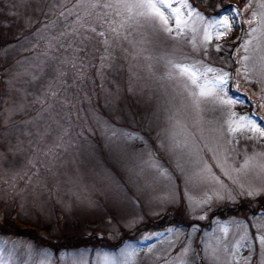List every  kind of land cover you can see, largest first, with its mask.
<instances>
[{
  "label": "rangeland",
  "instance_id": "obj_1",
  "mask_svg": "<svg viewBox=\"0 0 264 264\" xmlns=\"http://www.w3.org/2000/svg\"><path fill=\"white\" fill-rule=\"evenodd\" d=\"M219 1L213 4L220 12ZM184 2L198 11L199 0ZM261 2L246 0L241 20L250 19L253 11L259 13ZM91 3L114 5L117 0H0V43L9 41L0 48L5 67L0 106V221L5 218L13 226L34 227L42 234L48 228V237L54 239L75 233L81 237L79 244L72 246L69 241L56 255L52 253L49 264H73V259L81 257L64 254L83 252L86 264H102L98 253H117L129 243L151 246L150 252L140 253L136 264H176L189 237L193 249L187 257L189 264H212L203 253L205 233L217 220H249L254 212L264 210V192L249 197L245 191L249 186L264 188V172L252 169L237 175L229 169V179L215 166L209 149L224 143L222 110L206 101L197 107L184 81L168 78V60H200L234 74L239 91L230 82L228 94L246 93L261 107L236 105L233 111L239 115L255 111L254 119L264 126L260 120L264 117V80L236 75L242 56L258 57L261 52L254 41L248 53L241 50L233 56L247 38L243 25H234L226 39L213 41L226 51L218 53L209 46L205 54L199 36L194 48L187 33L168 34L138 10L130 15L121 8L117 16V9L92 8ZM252 26L244 24L245 30ZM101 31L104 37L98 35ZM254 84L259 90L252 88ZM53 92L55 97L49 95ZM113 127L143 140L114 137ZM173 133L177 140L190 138V145L199 149L201 166L204 162L211 165L224 187L212 180L189 179L196 166L190 167L188 158L174 148ZM237 138V152L229 157L234 167L245 154L264 151V140L240 134ZM217 159L222 162L219 153ZM153 161L167 169L171 179L159 177L149 166ZM217 191L223 199L215 197ZM206 194L212 196L211 202L195 207L194 202ZM173 213L179 222L171 218L159 222L160 216ZM170 227L179 229L178 235H169ZM249 228L254 236L251 223ZM6 231L0 233V242L16 246L17 264H38L42 249L52 252ZM161 232L164 236L144 239ZM242 254L248 256V249ZM260 261L261 250L256 246L251 264Z\"/></svg>",
  "mask_w": 264,
  "mask_h": 264
},
{
  "label": "snow or ice",
  "instance_id": "obj_2",
  "mask_svg": "<svg viewBox=\"0 0 264 264\" xmlns=\"http://www.w3.org/2000/svg\"><path fill=\"white\" fill-rule=\"evenodd\" d=\"M175 4V6H174ZM92 8H115L117 9L115 15L120 16V9H125L130 15L133 10H138L140 16L145 17L155 27L157 24L166 33H175L176 36H181L187 33L191 39L193 47L197 46V37H200V45L207 54L209 46L214 47L216 52L226 51L224 45L221 43L213 44V41H220L226 39L231 32L233 26L242 28L243 24L254 25L244 31L247 37L243 40L238 48L235 49L233 56L238 54L241 50L244 53L249 52L250 46L256 42V49L261 52L258 57L245 54L237 63L241 67L237 70L236 75L242 74L245 80H249L251 76L255 75L261 80H264V2H261L258 7L259 13L253 11L251 18L248 20H241L242 12L235 5H226L221 11L213 17L206 18L200 12L192 9L191 6L184 2V0H117L116 4H98L91 3ZM251 5H247L250 7ZM63 15V13H61ZM129 15V18H130ZM259 17V18H257ZM174 23V27L172 26ZM123 27V23L120 25ZM90 31L96 32L95 28ZM116 32V29H112ZM99 36L104 37L103 31L98 33ZM107 43V41L105 40ZM235 43V42H234ZM168 78H179L184 81V87L189 90V95L192 97L193 103L199 107L201 102H209L215 105L217 109L222 110L223 123L221 124V132L224 140L223 144H218L215 149H209L213 152V159L215 166L220 168L223 175L232 179L231 172L247 173L252 169H258L264 172V151L253 152L251 155L245 154L243 162L234 167L229 163L231 153H236V145L239 143L238 134L247 139H261L264 140V126H262L254 117L257 113L254 111L251 114L239 115L233 111L236 105L252 104L254 109L261 107L251 101V98L246 93L242 94L244 99L240 96L232 97L228 94V86L230 82L234 84L235 75L222 69L213 68L206 65L203 61L192 60L188 58L169 59ZM235 90L239 91V86L235 85ZM55 97L57 93L49 94ZM43 104L44 101H41ZM260 120H264L261 117ZM179 122L177 121V124ZM67 132H65V135ZM112 136H119L125 140H143L142 137L137 136L125 130L111 128ZM171 140L174 143V148L179 150L182 155L188 159L186 163L192 167L196 166L195 170L189 179L200 181L212 180L221 187H224L223 182L219 176L212 172V166L204 162L201 166V157L199 156V149H195L190 145V138L185 136L184 139L177 140L176 134L173 133ZM226 145V146H225ZM217 153L222 156V162L217 159ZM159 177L164 179H171L170 173L156 162H151L149 165ZM178 167L182 165L178 164ZM236 181L233 180V183ZM241 189H245L244 184H240ZM249 197H254L260 192H264V188H257L249 186L246 190ZM217 199H223L224 196L217 191L215 194ZM228 198L231 199V193H228ZM191 200V198H189ZM212 200L211 195H205L203 199L195 201V207L203 208ZM201 219L204 217L201 216ZM255 229L253 236L250 231L249 224ZM179 229L168 228L169 235H178ZM164 236V233H155L153 235L145 236V240L153 239L154 237ZM203 253L204 256L212 262V264H251V257L256 246L261 250L260 264H264V210H257L249 218V220L229 218L226 220L215 221V227L209 232L205 233L203 239ZM247 248L249 255L244 256L242 250ZM142 251H151V246L146 248H139L135 244H127L119 249L117 253H98V260L102 264H136L137 257ZM193 251L191 247V239L185 241V246L181 250L176 264H189L187 257ZM42 259L38 264H49V258L53 255L52 252L42 249L39 253ZM65 256L71 255L73 257L80 256L81 259H73V264H86L82 258L86 255L83 253H65ZM32 256L31 250L28 252V257ZM0 264H17L16 246L11 248L5 242H0ZM26 264V262H25Z\"/></svg>",
  "mask_w": 264,
  "mask_h": 264
},
{
  "label": "trees",
  "instance_id": "obj_3",
  "mask_svg": "<svg viewBox=\"0 0 264 264\" xmlns=\"http://www.w3.org/2000/svg\"><path fill=\"white\" fill-rule=\"evenodd\" d=\"M219 2H220L221 8H223L226 5H237V6H239L242 14H243V6H245V4H246V0H220ZM196 8L198 9V11H200L205 16H208L209 14L219 13L218 10L214 9L213 0H209V2L206 5L204 3H202L201 0H199V3L196 5ZM244 31H245V27L243 24V34H244ZM0 35H1V33H0ZM1 43H0V48H2V46H1L2 44L7 45L9 43V41L3 42L2 44ZM229 59H231L230 56H229ZM4 70H5L4 63L0 59V106H1V98L4 95V87H3V83H2V79H3L2 73ZM257 85L254 84L252 88L254 90H259V86H257ZM237 96H240L241 99H244V97L241 94H237L236 97ZM247 107L251 108L252 104L248 103V104L244 105V108H247ZM144 131H145V134L149 133L147 129H145ZM244 208L246 209L247 207L244 206ZM169 218H171V221L173 220V222H179V220H180V217H178V215L176 213H173V214H164V215L160 216L159 222L162 223V222H164V220H167ZM12 224L13 223L11 221H8L7 219L3 218L2 221H0V233L4 230L5 231L9 230L6 232H12V234H14V235L22 236L24 238H28L36 246L50 248L54 255H56L59 252L60 248L64 247L65 243H68L69 241H71L70 243L72 244V246H75L76 243L79 244V241L77 238H81L78 234L75 233L74 235H70V236H66V234L62 235L61 238H64L63 240L62 239L60 240L59 238L54 239V238L48 237L49 236L48 228L46 229V231H47L46 234H42L40 231L36 230L34 227H21L19 225H15V224L13 226ZM6 232H4L2 234H5ZM75 238L77 240H75ZM88 243L92 244V242H88ZM92 245L97 246L100 244L93 243ZM102 248H108V246L102 247Z\"/></svg>",
  "mask_w": 264,
  "mask_h": 264
}]
</instances>
